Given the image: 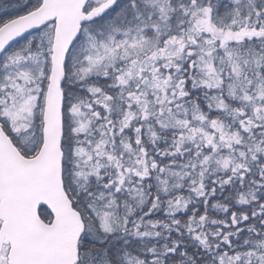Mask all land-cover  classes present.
Wrapping results in <instances>:
<instances>
[{
	"label": "snow or ice",
	"instance_id": "1",
	"mask_svg": "<svg viewBox=\"0 0 264 264\" xmlns=\"http://www.w3.org/2000/svg\"><path fill=\"white\" fill-rule=\"evenodd\" d=\"M0 264H264V0H0Z\"/></svg>",
	"mask_w": 264,
	"mask_h": 264
}]
</instances>
